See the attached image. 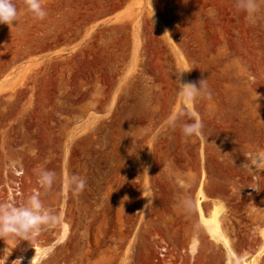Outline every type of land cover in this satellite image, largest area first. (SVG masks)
<instances>
[{
    "label": "rangeland",
    "instance_id": "obj_1",
    "mask_svg": "<svg viewBox=\"0 0 264 264\" xmlns=\"http://www.w3.org/2000/svg\"><path fill=\"white\" fill-rule=\"evenodd\" d=\"M14 2L16 22L0 24V202L37 191L38 168L55 172L39 191L61 222L29 241L50 249L39 264H225L196 204L177 207L199 183L203 212L223 205L237 253H255L264 168L242 165L264 152V7L250 24L235 0H41L40 20ZM185 68L180 83L205 79L210 92L191 107L178 91ZM192 111L204 138L182 135ZM69 175L86 179L78 196ZM25 242L0 239L6 264Z\"/></svg>",
    "mask_w": 264,
    "mask_h": 264
},
{
    "label": "clouds",
    "instance_id": "obj_2",
    "mask_svg": "<svg viewBox=\"0 0 264 264\" xmlns=\"http://www.w3.org/2000/svg\"><path fill=\"white\" fill-rule=\"evenodd\" d=\"M26 9L37 19H44L47 16L46 10L42 7L41 0H25ZM237 11L245 14V19L250 24H255L258 19V14L261 8L264 7V0H235ZM18 10L14 0H0V24L12 25L16 22ZM192 68H185L178 75V91L182 101V105L192 106L197 97L201 95L210 96L208 85L205 79L196 83H180L179 76L181 73L190 71ZM185 115L184 108L181 107L177 112L170 115L168 123L171 127H175L177 121ZM191 117V122L185 121L181 125L183 137H203L204 123L199 115L192 111L188 113ZM248 162L242 167L249 171L264 168V152H250L247 156ZM233 163V160H232ZM145 171H147L145 169ZM37 184L39 189L50 190L55 182V172L40 167L36 170ZM174 180L184 187H188L190 177L179 172L171 173ZM66 190L71 191L75 195H79L86 186V179L78 175H69L65 181ZM39 189L28 194L26 197L21 195L19 202L14 199L0 202V239H11L16 241L34 240L37 234L44 227H52L60 224L61 216L57 212L46 205L41 198ZM177 207L185 213H191L195 209V202L191 196H181L178 199ZM10 253L0 254V264H6ZM22 258H17L13 262L21 264Z\"/></svg>",
    "mask_w": 264,
    "mask_h": 264
},
{
    "label": "bare ground",
    "instance_id": "obj_3",
    "mask_svg": "<svg viewBox=\"0 0 264 264\" xmlns=\"http://www.w3.org/2000/svg\"><path fill=\"white\" fill-rule=\"evenodd\" d=\"M19 193V192H18ZM209 197L203 191L201 183H199L196 191L195 204L198 212V221L207 235L216 247L224 250L226 261L225 264H264V232H262V244L260 248L253 254H238L233 238L230 236L225 221V208L221 204H213L207 213L202 210V202L206 201ZM63 222L61 225V234L59 240L62 241L68 232V227ZM28 248L18 254L17 258H22L21 264H39L44 258L48 256L50 251L49 247L40 246L37 242H25ZM199 242L197 239L191 241L190 248L193 252L197 250ZM164 250V249H163ZM26 251V252H25ZM25 252V253H24ZM15 259V260H16ZM15 264V262H11Z\"/></svg>",
    "mask_w": 264,
    "mask_h": 264
}]
</instances>
